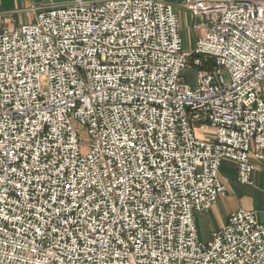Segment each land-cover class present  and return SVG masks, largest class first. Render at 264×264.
Segmentation results:
<instances>
[{
  "label": "built area",
  "instance_id": "built-area-1",
  "mask_svg": "<svg viewBox=\"0 0 264 264\" xmlns=\"http://www.w3.org/2000/svg\"><path fill=\"white\" fill-rule=\"evenodd\" d=\"M179 4L191 50L164 0L0 28V264H264L253 211L207 243L194 220L225 196L224 160L246 186L264 163V0Z\"/></svg>",
  "mask_w": 264,
  "mask_h": 264
},
{
  "label": "crops",
  "instance_id": "crops-1",
  "mask_svg": "<svg viewBox=\"0 0 264 264\" xmlns=\"http://www.w3.org/2000/svg\"><path fill=\"white\" fill-rule=\"evenodd\" d=\"M71 0H0V28L15 29L35 21L37 13L46 6L63 5ZM170 3L180 24V35L188 50L194 47L196 39L201 37V29L193 30L197 23L179 4L180 0H164ZM255 171L253 185H242L237 181L236 165L224 160L219 169V181L226 189L220 198L207 212L194 216L198 239L203 243L210 241L214 232L222 228L230 214L238 210L253 211L258 221H264V191L257 188V180H261L264 163L253 161Z\"/></svg>",
  "mask_w": 264,
  "mask_h": 264
},
{
  "label": "rangeland",
  "instance_id": "rangeland-1",
  "mask_svg": "<svg viewBox=\"0 0 264 264\" xmlns=\"http://www.w3.org/2000/svg\"><path fill=\"white\" fill-rule=\"evenodd\" d=\"M183 48L185 50H188L185 46V44H183ZM223 79L226 83H228L229 79H228V76L226 73H223ZM180 82H184L185 84L187 85H190V86H194L195 84V74L191 71H185L182 73V76L180 78ZM80 133H81V136H82V139L86 141V132L84 131V129H80ZM197 135H200L198 133H196ZM87 147V145L84 143V151H85V148ZM261 180L259 182V180H257V189L259 191H264V172H262V175H261ZM204 243V242H203Z\"/></svg>",
  "mask_w": 264,
  "mask_h": 264
},
{
  "label": "trees",
  "instance_id": "trees-1",
  "mask_svg": "<svg viewBox=\"0 0 264 264\" xmlns=\"http://www.w3.org/2000/svg\"><path fill=\"white\" fill-rule=\"evenodd\" d=\"M208 66H209V64H204V65L202 66V68L206 69V68H208Z\"/></svg>",
  "mask_w": 264,
  "mask_h": 264
}]
</instances>
